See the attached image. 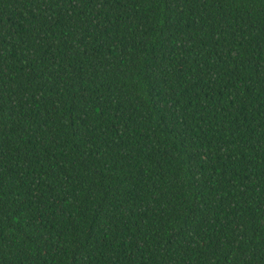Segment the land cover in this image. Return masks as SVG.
Returning a JSON list of instances; mask_svg holds the SVG:
<instances>
[{
  "label": "trees",
  "instance_id": "obj_1",
  "mask_svg": "<svg viewBox=\"0 0 264 264\" xmlns=\"http://www.w3.org/2000/svg\"><path fill=\"white\" fill-rule=\"evenodd\" d=\"M0 264H264V0H0Z\"/></svg>",
  "mask_w": 264,
  "mask_h": 264
}]
</instances>
